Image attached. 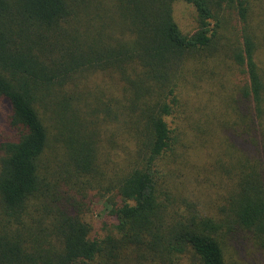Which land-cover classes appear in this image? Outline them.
Segmentation results:
<instances>
[{
    "label": "trees",
    "instance_id": "trees-1",
    "mask_svg": "<svg viewBox=\"0 0 264 264\" xmlns=\"http://www.w3.org/2000/svg\"><path fill=\"white\" fill-rule=\"evenodd\" d=\"M0 264H264V0H0Z\"/></svg>",
    "mask_w": 264,
    "mask_h": 264
},
{
    "label": "rangeland",
    "instance_id": "rangeland-1",
    "mask_svg": "<svg viewBox=\"0 0 264 264\" xmlns=\"http://www.w3.org/2000/svg\"><path fill=\"white\" fill-rule=\"evenodd\" d=\"M176 10L178 12V15L182 19V21H184L182 16H184V17L187 16L189 8H186L185 6L180 5L177 7ZM102 209H103L102 203L97 202L96 204H94L92 206V212L89 213L90 216L87 217V219L89 221H91L93 223L95 229L97 228L99 230V233L103 235L106 232L107 228H112L111 227L112 226V220L104 217V211ZM103 223H105L106 227H104V229H100Z\"/></svg>",
    "mask_w": 264,
    "mask_h": 264
}]
</instances>
